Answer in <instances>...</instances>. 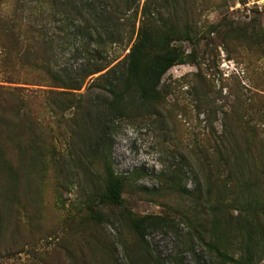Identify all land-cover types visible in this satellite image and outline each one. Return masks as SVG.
<instances>
[{
  "label": "rangeland",
  "instance_id": "rangeland-1",
  "mask_svg": "<svg viewBox=\"0 0 264 264\" xmlns=\"http://www.w3.org/2000/svg\"><path fill=\"white\" fill-rule=\"evenodd\" d=\"M16 1L0 0L1 14L13 15ZM44 1H30L29 13L47 24L50 65L78 82L89 53L105 54L95 28L101 0ZM129 1L122 37L110 43L100 30L109 64L101 73L128 52L146 5L155 18L176 8L200 40L179 43L194 61L165 74L158 103L112 126L122 205L100 204L103 167L85 150L94 138L85 109L107 95L91 86L101 73L69 90L24 62L16 77L26 84L8 83L0 46V85L23 89L0 90V103L24 108L16 117L7 106L13 124L0 122V264H217L213 241L237 256L255 245L264 264V0ZM129 211L164 219L147 230L150 248Z\"/></svg>",
  "mask_w": 264,
  "mask_h": 264
},
{
  "label": "trees",
  "instance_id": "trees-1",
  "mask_svg": "<svg viewBox=\"0 0 264 264\" xmlns=\"http://www.w3.org/2000/svg\"><path fill=\"white\" fill-rule=\"evenodd\" d=\"M30 1L32 0L16 1L17 5L13 15H2L0 5V46L3 48L1 73L4 81L8 83L26 84L27 80L21 81V77L16 76L21 74L23 63L30 62L31 69L44 74L53 86L80 90L87 77L101 73L109 66L105 62L107 52L104 49V37L100 30L103 28V31L109 33L107 37L109 39L106 40L113 43L117 41L115 40L116 32L118 37H122V27L131 22L130 16H124L132 9L131 1H99L102 9L96 20L95 28L98 31L97 41L105 54L97 55V57H102L100 61H92L96 57V53L88 52L87 71L80 81L74 82L50 65L52 49L51 42L48 40V30H46L47 24H44L41 17L31 16L33 13H29L32 5ZM177 1L171 0L169 3L175 4ZM48 2L53 7L65 4L62 0L44 1V3ZM157 12L153 13L147 5L144 6V18L139 21L136 37L126 55L91 82V86L98 87L107 94L106 97L103 96L94 102H89L85 109V114L89 119L88 123L92 125V134H94V138L85 150L86 153L88 150L91 154V161L96 160L101 163L104 171L103 191L98 196L100 204L114 206L123 204L124 179L114 171L111 154L112 126L116 119L128 116L135 106L158 103L162 99L161 82L165 74L175 65L194 61V59L190 60L191 54L187 53L179 43L185 40L197 43L200 38L195 27L182 18L176 8L165 17L159 15L158 18H155ZM158 14L161 13L158 12ZM36 38L42 39L41 52L37 56L34 44ZM26 43L27 46L24 45ZM28 56H30L29 59ZM17 62L18 68L16 67ZM0 90L7 94L23 93L21 86L0 85ZM7 106L16 117L23 113L24 108L21 103L8 105L0 103V122L12 125L11 119L7 120L3 116V113H7ZM96 109L98 112L95 114ZM256 209L258 211L259 207ZM262 213L264 214V209ZM128 217L140 240L150 248L146 237L147 230L162 223L164 219L155 218L152 215L141 216L131 211H129ZM261 228H263L262 225ZM207 246L215 254L217 264L257 263L254 260L257 251L255 245H248L245 242L244 245H241L238 256L231 255L214 241L207 242Z\"/></svg>",
  "mask_w": 264,
  "mask_h": 264
}]
</instances>
